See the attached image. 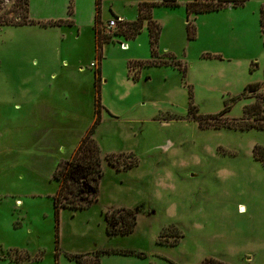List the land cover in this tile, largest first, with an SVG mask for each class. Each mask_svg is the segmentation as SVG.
<instances>
[{
    "label": "rangeland",
    "instance_id": "rangeland-1",
    "mask_svg": "<svg viewBox=\"0 0 264 264\" xmlns=\"http://www.w3.org/2000/svg\"><path fill=\"white\" fill-rule=\"evenodd\" d=\"M143 1L160 26L145 67L146 21L134 37L102 28ZM176 1L99 0L100 43L96 0H49L43 25L0 27V264H264V129L233 126L264 92V0L189 14ZM97 114L102 158L136 165L103 159L97 201L56 212L53 170ZM114 207L135 211L132 233H106Z\"/></svg>",
    "mask_w": 264,
    "mask_h": 264
},
{
    "label": "trees",
    "instance_id": "trees-1",
    "mask_svg": "<svg viewBox=\"0 0 264 264\" xmlns=\"http://www.w3.org/2000/svg\"><path fill=\"white\" fill-rule=\"evenodd\" d=\"M3 0L0 3L3 4ZM243 0H191L186 4L187 13H204L214 11L228 6H237L242 4ZM163 4L169 6H176V0H162ZM96 13L94 16V31L96 33L98 43L101 40H107L110 36H99V30L96 28L100 22V8L99 0H96ZM155 2L143 1L138 4L136 18L132 21L119 20L118 27H121L120 34L125 37H134L142 29L144 21L147 22V30L149 37V46L151 51V60L147 62H134L140 64L141 67L155 64L153 57L156 55L157 41L160 32L159 24L152 18V8ZM29 0H15L9 6H2L0 4V27L2 26H20L39 24L41 22L34 21L29 17ZM117 18V17H116ZM46 23V22H44ZM43 25V23H41ZM260 29L264 34V7L260 9ZM95 81H100V73L98 69L95 72ZM264 85V82L262 83ZM261 83H251L245 88L250 91H255ZM97 111H99V103H96ZM245 116V117H244ZM247 116V118H246ZM250 118V122L248 121ZM98 114L96 116L93 126L88 130L80 139L77 146L73 149L72 153L67 159L61 160L57 163L53 170L52 178L58 182V189L53 195V205L57 212L59 208H68L72 210L83 209L88 207L98 199L99 181L103 175L102 160L113 167L116 171L128 170L136 165V160L130 154H126L125 161H121L120 157L113 153L106 154L102 158L99 146L92 136L95 124L98 122ZM245 119L246 124H234L240 129H249L256 127L264 129V92L255 96L252 104L243 109L242 118ZM248 121V122H247ZM258 147V146H257ZM256 148V147H255ZM261 161L264 162V150H261ZM129 155V156H128ZM105 221V231L109 235H127L133 232L136 225V213L129 207H114L106 209L103 212ZM17 255V254H15ZM78 264H89L90 262L83 255H74ZM95 263L98 254H95ZM18 257H13V261L20 262ZM91 259V258H90ZM206 262V261H205ZM210 264H226L219 261L208 260ZM204 264V263H203Z\"/></svg>",
    "mask_w": 264,
    "mask_h": 264
},
{
    "label": "crops",
    "instance_id": "crops-1",
    "mask_svg": "<svg viewBox=\"0 0 264 264\" xmlns=\"http://www.w3.org/2000/svg\"><path fill=\"white\" fill-rule=\"evenodd\" d=\"M37 5H39L40 7H41L42 5H46V7H48V5H50V2H49V0H29V5H28V7H29V17H30L31 19H33L34 21H38V20H41V21H44V22H46V21H50L51 16L46 17V18H44V19H39V18L35 17V14H36V12H35V7H36ZM48 18H50V19H48ZM58 19H60V18H58ZM39 22H40V21H39ZM93 23H94V22H93Z\"/></svg>",
    "mask_w": 264,
    "mask_h": 264
},
{
    "label": "built area",
    "instance_id": "built-area-1",
    "mask_svg": "<svg viewBox=\"0 0 264 264\" xmlns=\"http://www.w3.org/2000/svg\"><path fill=\"white\" fill-rule=\"evenodd\" d=\"M119 20H121V18L118 17L115 19H110L102 25V28L105 29V31L110 32L117 27Z\"/></svg>",
    "mask_w": 264,
    "mask_h": 264
},
{
    "label": "bare ground",
    "instance_id": "bare-ground-1",
    "mask_svg": "<svg viewBox=\"0 0 264 264\" xmlns=\"http://www.w3.org/2000/svg\"><path fill=\"white\" fill-rule=\"evenodd\" d=\"M243 210V209H242Z\"/></svg>",
    "mask_w": 264,
    "mask_h": 264
}]
</instances>
